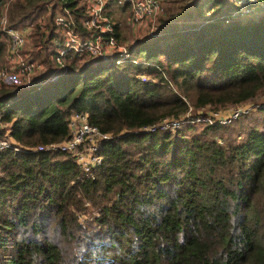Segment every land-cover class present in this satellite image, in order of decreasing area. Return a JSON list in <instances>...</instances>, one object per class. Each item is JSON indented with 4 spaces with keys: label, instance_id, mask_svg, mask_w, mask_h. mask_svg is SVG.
<instances>
[{
    "label": "trees",
    "instance_id": "obj_1",
    "mask_svg": "<svg viewBox=\"0 0 264 264\" xmlns=\"http://www.w3.org/2000/svg\"><path fill=\"white\" fill-rule=\"evenodd\" d=\"M165 1L125 60L69 51L61 67L53 15L78 20L83 0H0L43 63L30 84L0 80V136L22 146L0 149V264H264V12ZM8 44L0 23V68ZM248 101L237 123L144 129ZM74 111L112 134L89 175L69 152L31 150L68 138Z\"/></svg>",
    "mask_w": 264,
    "mask_h": 264
},
{
    "label": "built area",
    "instance_id": "obj_2",
    "mask_svg": "<svg viewBox=\"0 0 264 264\" xmlns=\"http://www.w3.org/2000/svg\"><path fill=\"white\" fill-rule=\"evenodd\" d=\"M237 7L233 14L245 10H239ZM164 0H84V13L76 20L69 10L57 11L53 15V22L56 30L52 37V55L55 61L60 65H64L65 55L69 51L82 52L86 51L92 55H100L106 58L109 54L119 52L116 59L121 62L129 57L127 49L119 43L116 35L118 23L111 17L110 6L115 5L125 7L128 10V20L133 25H142L147 22H154L157 15L163 11ZM245 5L253 3L259 5L263 0H243ZM248 10V9H246ZM0 23L9 37L7 63L0 68V79L12 75L25 84H30L33 75L43 67V63L37 59L27 57L23 54L22 48L27 40L30 32V26L16 27L7 26L6 13L2 12ZM86 31L84 34L77 28ZM153 27V26H152ZM151 27V29H152ZM143 77V76H142ZM247 103V102H245ZM245 103L234 104L231 110L221 113L219 110H211L207 112H199L192 115L190 111L179 117H164L156 124L146 126V130H154L156 128L173 130L179 127L185 120L206 121L213 124H228L232 119L248 112L250 106ZM0 110V126L1 124ZM70 136L61 141H52L47 144L37 145L31 150H60L69 152L73 155L75 162L84 174L98 167L103 159V155L99 153L103 142L110 139V132L102 131L96 125L88 120V115L84 111H74L68 118ZM12 148L14 152L22 150V146L13 143L8 136H0V149Z\"/></svg>",
    "mask_w": 264,
    "mask_h": 264
},
{
    "label": "rangeland",
    "instance_id": "obj_3",
    "mask_svg": "<svg viewBox=\"0 0 264 264\" xmlns=\"http://www.w3.org/2000/svg\"><path fill=\"white\" fill-rule=\"evenodd\" d=\"M166 5H167V2L165 1L163 4V9H164V6H166ZM238 7H239V10H241V8L242 9L244 8L245 10H242L241 12L237 13L235 15L236 17H239L242 19H245L248 17L256 18L264 12V0H263V3H261L259 5H256L254 3L252 5H245V3H243V0H242V1L238 2ZM246 9H248V10H246ZM109 12L111 13L112 19L114 21L116 20V22L118 23V32L120 33L119 43L124 47V49H126V45L130 41L132 42L136 37L145 34L147 31H149V32L152 31L153 28L151 29V27L154 25V23L156 21V19H155L154 22H152V23L147 22V23L142 24V25H133L128 20V10L125 7H119V6H115V5L112 6L111 5ZM38 18H39L40 22H44L45 21V14L42 13ZM27 26H30V32H31L32 26L31 25H27ZM30 32H29V34L27 36V40H26V42L22 48L23 54L27 57H33L32 53L35 50V46L33 45L31 38H30ZM61 67H63V66H61ZM55 77L56 76H52L51 79H54ZM11 79L17 80V78H14L12 75H10L9 77H4L3 79H0V80H5L7 82L8 80H11ZM261 101H264V94H260L257 97L256 101H254V102H261ZM254 102L248 101L247 103H245L246 105L250 106V108H249L250 110H248V112L256 113L258 105ZM234 106H236V105H234V104L227 105L224 107L217 108L215 110H219V111H221V113L226 112L228 114V111L231 110ZM208 111H211V109H208ZM239 119L240 118L238 116L237 118L232 119L231 123H237ZM194 123H206V121L194 120ZM87 213H89V212H87ZM84 216L85 215H81L82 219Z\"/></svg>",
    "mask_w": 264,
    "mask_h": 264
},
{
    "label": "crops",
    "instance_id": "obj_4",
    "mask_svg": "<svg viewBox=\"0 0 264 264\" xmlns=\"http://www.w3.org/2000/svg\"><path fill=\"white\" fill-rule=\"evenodd\" d=\"M83 3H84V0H83Z\"/></svg>",
    "mask_w": 264,
    "mask_h": 264
}]
</instances>
